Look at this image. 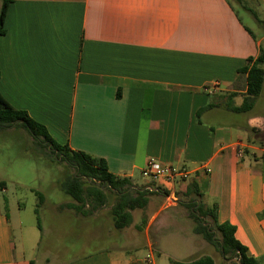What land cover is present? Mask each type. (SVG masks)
I'll return each instance as SVG.
<instances>
[{
    "label": "crops",
    "instance_id": "1",
    "mask_svg": "<svg viewBox=\"0 0 264 264\" xmlns=\"http://www.w3.org/2000/svg\"><path fill=\"white\" fill-rule=\"evenodd\" d=\"M250 2L241 5L247 20L264 24L257 19L264 0ZM3 29L5 102L55 143L104 160L109 174L135 188L154 183L165 204L117 230L111 210L84 216L74 203L47 205L32 189L41 195L39 228L35 208L38 235L26 247V226L3 199L0 264H170L162 240L179 232L164 228V214L178 197L189 203L195 194L183 193L191 184L204 208L215 207L217 223L234 226L248 255L264 264V83L251 109L232 110L246 97L238 70L264 52V32L250 29L230 0H12ZM149 159L188 176L152 182L141 174ZM170 217L167 227L177 221ZM63 221L72 246L91 250L51 256Z\"/></svg>",
    "mask_w": 264,
    "mask_h": 264
},
{
    "label": "trees",
    "instance_id": "2",
    "mask_svg": "<svg viewBox=\"0 0 264 264\" xmlns=\"http://www.w3.org/2000/svg\"><path fill=\"white\" fill-rule=\"evenodd\" d=\"M11 2L12 0L1 2L0 36L4 34V19ZM263 64L264 53L261 51L257 58H248L247 65L238 70V75H245L246 97L241 107L234 108L233 111L244 112L251 109L254 100L261 94L264 83ZM8 128L26 130L42 150L73 169L74 174L67 177L62 190L73 200L72 207L84 216L90 215L113 200L110 215L114 228L121 230L132 224L133 211L143 210L152 196H159V191H153L151 185L135 188L130 180L109 174L104 160L72 151L66 145L55 143L49 138L43 126L32 120L26 112L10 107L0 95V130ZM4 186L5 183L0 182V190ZM192 194L195 196L189 199L186 205L187 217L193 223L192 233L213 245L220 255L238 258L239 264H261L257 259L249 256L246 247L236 239L234 226L217 223L215 207L204 208L200 204L194 184L183 193L187 198ZM38 197L41 200L40 194ZM87 202L91 203L92 211L83 212L82 209ZM34 212L37 216V208ZM36 220L39 228L38 216ZM169 261L170 264H214L213 259L206 255L186 262Z\"/></svg>",
    "mask_w": 264,
    "mask_h": 264
},
{
    "label": "rangeland",
    "instance_id": "3",
    "mask_svg": "<svg viewBox=\"0 0 264 264\" xmlns=\"http://www.w3.org/2000/svg\"><path fill=\"white\" fill-rule=\"evenodd\" d=\"M230 1L233 3L238 15L250 29L256 33L258 31L264 32V24L254 22L257 24L255 27V24L247 20L241 7V5L251 7L252 3L250 0ZM257 19L264 21V13L259 12ZM262 98L264 100V92ZM73 174V169L42 150L41 146L33 140L26 130L21 128L0 130V178L4 179L6 184V193L2 194L0 192V204H2L3 199L7 200L9 208L12 210V219L19 217L26 226V230L22 233L26 247L32 242L31 238L34 232L38 235V231L35 228V215L33 213L38 203V197L32 191H38L45 195L47 205L57 206L66 204L67 202L74 203L62 190L64 181H66L68 176ZM150 183H144L139 187L147 184L155 186L154 183ZM178 199L180 202L167 209L171 210L173 208L174 210L164 214L166 218L164 228L179 232L176 234L171 233L167 241L165 238L162 240L163 244L166 243L164 253L174 261L180 262L191 261L206 255L210 256L215 264H239L238 258L220 255L213 245L204 241L201 236L191 233L193 223L187 217V208L181 202L183 200L180 197ZM186 201L184 200V202ZM112 203L113 200H110L98 209H108L110 211ZM164 204L165 199L163 195L152 196L146 208L133 212V222L140 223L142 218L148 219L154 211H157ZM1 207H3V204ZM85 207H87L88 211H92L90 208L91 203L87 202ZM170 213L173 217L177 218V221L171 227H167L171 222L168 221L171 219ZM109 220L110 225L113 224L111 216H109ZM28 226L34 227L36 231L29 230ZM56 228L62 236H60L54 245H51L53 246L51 248V256L59 257L60 260H66L73 257L77 252L91 250L93 245L84 247L82 250H78L80 248L72 246L73 243L64 236L70 229V224L67 221L61 222ZM15 235H17L16 232ZM186 242H188L187 246L185 245ZM156 260L159 261L158 258Z\"/></svg>",
    "mask_w": 264,
    "mask_h": 264
},
{
    "label": "built area",
    "instance_id": "4",
    "mask_svg": "<svg viewBox=\"0 0 264 264\" xmlns=\"http://www.w3.org/2000/svg\"><path fill=\"white\" fill-rule=\"evenodd\" d=\"M207 89L208 88H206L205 90ZM238 156H241V152H238ZM141 174L144 178H147L152 182L162 181L168 184H176L178 182H182L188 176L187 172L167 166H162L154 159H149L146 161ZM169 201L174 202V199L171 198Z\"/></svg>",
    "mask_w": 264,
    "mask_h": 264
}]
</instances>
